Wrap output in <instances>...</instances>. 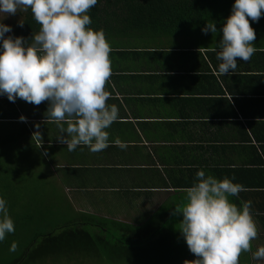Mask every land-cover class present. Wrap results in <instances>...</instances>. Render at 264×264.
<instances>
[{"label": "crops", "instance_id": "1", "mask_svg": "<svg viewBox=\"0 0 264 264\" xmlns=\"http://www.w3.org/2000/svg\"><path fill=\"white\" fill-rule=\"evenodd\" d=\"M219 39L147 34L107 40L111 76L104 86L110 93L106 104L118 107L120 119L106 131L110 142L119 138L127 143L123 150L110 143L100 152L83 145L69 152L57 140V124L45 122L47 101L37 106L0 96V160L7 152L31 149L62 170L60 183L85 213L140 228L185 203V189L196 181L198 170L236 183L248 171L264 172V61L237 58L234 74L217 75ZM259 49L264 47L254 53ZM21 115L26 122L19 120ZM135 215V220L142 215L143 222L127 219ZM166 220L179 229L169 214ZM248 254L241 252L238 264H264ZM64 260L79 262L55 261ZM185 261L193 260L176 264Z\"/></svg>", "mask_w": 264, "mask_h": 264}, {"label": "clouds", "instance_id": "2", "mask_svg": "<svg viewBox=\"0 0 264 264\" xmlns=\"http://www.w3.org/2000/svg\"><path fill=\"white\" fill-rule=\"evenodd\" d=\"M97 3L98 0H0V96L10 102L19 98L37 106L47 101L45 122L57 124V140L69 152L78 145L87 146L93 153L103 151L110 143L122 150L127 148L119 138L110 142L106 131L120 117L115 104H106L110 97L104 87L111 76L110 45L102 30L88 27L92 23L88 12ZM28 10L40 25L39 30L27 40L6 36L12 28L3 20ZM262 13L264 0H234L214 49L220 61L217 75L234 74L237 58L250 61L256 51V33L249 19L258 22ZM217 31L215 22H206L201 28L205 35ZM19 120L26 122L27 118L21 115ZM233 180L206 176L198 170L196 181L185 189V203L176 207L174 214L182 215L179 232L196 259L184 264H238L240 253L251 250L250 242L257 237L251 201L237 206L230 200L245 190ZM14 231L7 202L0 198V241ZM16 248L13 242L9 251L15 252ZM252 255L254 259H264V247H258Z\"/></svg>", "mask_w": 264, "mask_h": 264}, {"label": "trees", "instance_id": "3", "mask_svg": "<svg viewBox=\"0 0 264 264\" xmlns=\"http://www.w3.org/2000/svg\"><path fill=\"white\" fill-rule=\"evenodd\" d=\"M233 3L234 0H98V3L88 12L92 20L88 27L93 30H102L106 40L114 37L147 34L193 35L201 38L208 36L210 39L215 36L220 38L222 33L219 29L230 15ZM206 22H215L218 29L217 33L202 34L201 28ZM249 23L256 33V39L263 42L264 13L258 22H252L249 19ZM22 25V27L19 25L11 33L5 35L21 36L27 40L40 27L34 21L30 10L23 14ZM28 43L31 44V41L29 40ZM263 51L259 49L257 54L254 53L252 56H255V59L251 57L252 60L264 61ZM1 164L2 160H0ZM2 173L3 171H0V181L5 179L1 176ZM261 174L264 172L257 170L255 175H252V172H246L245 177L239 183L245 190L241 191L238 196L230 197V200L237 206L242 201H251V215L258 221L261 228V230H257V237L250 242L251 250L247 252L249 256L258 247H264V176ZM6 202L8 204V201ZM166 211L165 209L159 213V219L153 221V224H147L141 228L105 218L98 222L99 220L92 217L91 222L96 225L94 227L98 229V235L86 232L85 228L79 229V224L78 226L74 225V227L68 226L70 230H77L76 232L69 233V230L62 232L57 228L44 234L40 231L44 222H41L38 216L31 217L20 233L15 230L13 233L7 234L3 241H0V264H6L5 258L9 257L11 253L9 251L10 245L16 241L19 234L24 236V232H27V226H37L38 231L33 239L36 246L29 245L22 256L23 258L21 257L23 261L27 260V263L33 260L40 262L57 257L72 258L76 257L75 255L78 253L79 255L92 254L96 253V250H99V253L100 251L105 253V250L114 248V244L122 246L126 256L127 250L132 258L139 256V259H142L149 256V258L153 257L156 262L159 260L163 264H176L178 260L196 259L194 254L188 250L179 229L175 226L169 227L171 223L169 221L166 224L167 214L172 216V220L177 223L182 218L176 216L175 211L172 212L173 210L168 211V213ZM82 225L84 224H80V226ZM15 226L17 225L14 224ZM115 226L124 228V233H114L109 230ZM98 245L100 246L98 247ZM240 258L241 255H239V260Z\"/></svg>", "mask_w": 264, "mask_h": 264}, {"label": "rangeland", "instance_id": "4", "mask_svg": "<svg viewBox=\"0 0 264 264\" xmlns=\"http://www.w3.org/2000/svg\"><path fill=\"white\" fill-rule=\"evenodd\" d=\"M24 13L25 11H20L15 15H10L3 20V23L10 25L13 31L23 21ZM253 44L256 48L264 47V41L259 42L257 39L253 41ZM30 150L23 151V153L7 152L9 155L1 156L0 171H3L1 176L5 179L0 181V189L2 188L0 190V198L8 201L9 215L14 224L17 225L14 227L15 230L20 233L24 229L25 223L30 221L29 218L38 216L39 220L44 222V226L42 225L40 230L44 234L57 228L62 232L68 230L69 233L76 232L77 230H70L68 226L74 227V225L84 224L86 232L98 235V229L94 227L96 225L91 222L92 217L90 215L93 212L85 213L84 206L73 202L70 194L64 189L63 181L62 184L60 183L62 170H56L54 165L51 166L41 155L33 154ZM127 206L130 207L131 204ZM136 216H131V218L127 219H133L132 221L136 223L139 220H143L142 215L139 216L138 220H135L137 219ZM103 218L104 215L99 214L95 217V220L101 222ZM109 230L114 233H124L125 231L124 228L119 226L109 228ZM36 234H38L37 226H27V232H24V236L19 234L15 241L17 244L16 251L11 252L9 257L5 258L6 264H15L22 260V256L29 248V245L36 246V242L33 241ZM95 252L83 255L78 253L75 255L76 257L72 258L57 257L50 259L60 260V262L62 259H71L79 261L78 264H82L81 259L92 261L93 263L91 264H163L159 260L156 262V259L151 256V258L148 256L142 259H139V256L132 258L127 250L126 256L124 254L125 250L119 244H114V248L105 250V253L101 251L99 253V250ZM55 260H53L52 264H56ZM60 262L58 264H66L67 260ZM23 264L32 263H27V260H25Z\"/></svg>", "mask_w": 264, "mask_h": 264}]
</instances>
